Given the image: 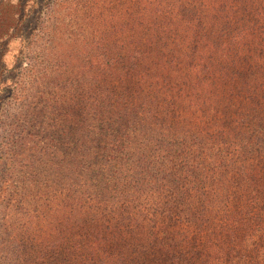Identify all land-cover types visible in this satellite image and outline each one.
Here are the masks:
<instances>
[{
	"label": "trees",
	"instance_id": "1",
	"mask_svg": "<svg viewBox=\"0 0 264 264\" xmlns=\"http://www.w3.org/2000/svg\"><path fill=\"white\" fill-rule=\"evenodd\" d=\"M63 14L78 38L93 31L95 106L106 98L112 123L183 130L179 154L196 150L203 171L190 199H156L147 186L94 244L69 256L41 245V258L31 246L27 264H264V0H75ZM145 203L158 208L147 216Z\"/></svg>",
	"mask_w": 264,
	"mask_h": 264
},
{
	"label": "rangeland",
	"instance_id": "2",
	"mask_svg": "<svg viewBox=\"0 0 264 264\" xmlns=\"http://www.w3.org/2000/svg\"><path fill=\"white\" fill-rule=\"evenodd\" d=\"M74 1L0 0V264L16 255L27 264L31 246L35 256L41 245L78 254L106 226L126 222L122 208L141 203L148 187L156 199L178 201L183 191L190 199L185 188L201 169L196 150L179 154L183 130L112 123L106 98L95 106L93 31L78 38L73 19L62 18ZM204 174L199 182L210 190ZM143 205L147 216L158 208Z\"/></svg>",
	"mask_w": 264,
	"mask_h": 264
}]
</instances>
